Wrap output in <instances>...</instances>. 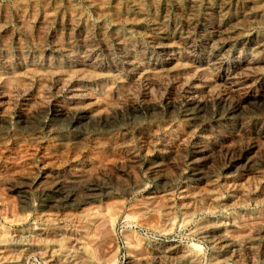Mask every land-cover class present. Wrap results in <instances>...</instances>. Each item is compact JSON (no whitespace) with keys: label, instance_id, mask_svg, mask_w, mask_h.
Returning a JSON list of instances; mask_svg holds the SVG:
<instances>
[{"label":"bare ground","instance_id":"obj_1","mask_svg":"<svg viewBox=\"0 0 264 264\" xmlns=\"http://www.w3.org/2000/svg\"><path fill=\"white\" fill-rule=\"evenodd\" d=\"M10 1H0V154L12 155L0 185L44 204L13 220L33 225L0 236V264H100L78 225L95 203L122 208L111 192L121 182L136 196L123 217L158 198L162 234L212 213L221 187L223 206L239 208L195 222L206 260L196 243L146 241L125 264H264V206L244 209L264 205V188L251 193L264 179V0ZM37 144L46 170L29 175Z\"/></svg>","mask_w":264,"mask_h":264},{"label":"rangeland","instance_id":"obj_2","mask_svg":"<svg viewBox=\"0 0 264 264\" xmlns=\"http://www.w3.org/2000/svg\"><path fill=\"white\" fill-rule=\"evenodd\" d=\"M0 1H2V4L6 6L7 8L6 10H14V5L10 0H0ZM163 1H166L168 4H171L172 2V0H163ZM205 5H206L205 2L202 0L200 2L198 9L204 10ZM138 117L139 116H137V118L135 119H132L131 121L139 119ZM135 149L137 150L138 155H137V159H135V164L133 165L136 166L135 169L138 172L137 165H140L142 167V163L145 161V157L141 154V152H139L137 146H135ZM28 152H29L28 153L29 156L27 157L25 161L26 163L25 162L24 163L29 168V173H30L29 175H35V174L38 175V174L45 172L46 167L43 164V157H42L43 145L37 144L35 146L29 147ZM107 153H108L107 151H104L102 158L103 157L106 158ZM11 155H12V149L8 147L5 150H3V152L0 154V173H1L0 175L1 177L5 176L4 174L6 171H4V168L8 166V163H9L8 156L10 157ZM27 163H29L31 166ZM62 168L63 166H60V169ZM142 170L143 169H139L140 177L144 180V182L146 181L149 185H152V182H150L144 170L143 171ZM118 184L113 183V188L115 189V193L113 192L114 190L112 191L111 189L109 190L112 192L113 197L122 200L123 207L116 208L114 205L108 206V205H105V203L101 205L95 203L93 204L94 207L93 206L91 207L88 216L78 225L79 230H80L79 231L80 238L81 240L84 239L85 241L83 242L82 240L81 242L82 244L83 243L86 244V246L85 244L83 245V247L85 246L84 248L85 251L89 255H91L93 259L97 260L100 264L112 263L111 261H113V264H125L126 260L128 259L130 255L132 254L133 255H143L144 254L141 243L146 242V241L157 243L159 245L165 244L167 242L168 243L177 242L180 244L196 243L199 246H201V250L203 252V257H204L203 259L206 260L210 253V247L202 238H199L192 234V231L194 230V227H195V222H197L200 219H205L211 216L212 218L217 219L218 221L222 219L224 220V218L228 214H231L239 209L238 207H236L235 209H231L228 206H226V208L225 206H223L229 194L227 191H225V189L221 187V192L223 195L220 196L219 204L217 208L212 210V213H209V212L199 213L195 216L194 220L190 222L191 224L188 223L186 225H179L176 227L177 229L175 228L173 231H171V233L162 234L157 230L159 212H160L161 205H162V203H160V200L158 198L151 200L150 203L147 205L148 210L144 215L137 216L135 217V219H133V221L128 222L123 216L125 215L124 213L129 212V210H131L135 206L134 204L136 201V196L128 192V189L125 186V184H123L122 182ZM262 184H264V179L261 178L259 183L254 188H252L253 190L251 191V193L254 194L257 192H261L262 189L264 188V185ZM14 193L16 192L10 190L6 184L0 185V233H2L0 234V236H3L5 232H7V234L17 233L20 231L22 232L26 228L33 225V222H34L33 218L29 219L25 223L24 222L16 223L13 220L17 218L18 216H20L22 213H31V211L33 210L32 208L38 207L40 203L42 205L44 204L43 198H40V197L38 198V196H36V200L35 198L33 200L28 195H26L24 199H21L18 193L16 194ZM263 206L264 205L262 204L255 203L253 200H249L245 204L244 209H246V211H254L255 209H259L260 207H263ZM104 207L105 208L109 207V210L107 208L108 210L107 211ZM24 208L26 209L24 210ZM96 208H97V212L95 214L94 212L96 210L94 211V209ZM243 220L244 218H242V220H239V222L237 221L234 224V225L236 224L237 225L233 231L236 230L235 231L236 233L238 232L242 233V231L245 228V223H246L245 222L246 220L244 221ZM241 221L242 223H240ZM166 238H169V239H166ZM136 239L138 240L137 242H136ZM138 244H139V247H135V246H138ZM26 260L27 261L29 260V261L27 262ZM26 260L24 261L23 264H44L43 259L37 255H34ZM227 262H225L224 264H235L234 262H230V261H227Z\"/></svg>","mask_w":264,"mask_h":264}]
</instances>
